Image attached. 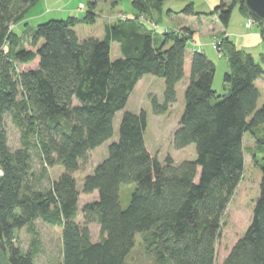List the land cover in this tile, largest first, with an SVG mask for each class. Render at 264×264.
<instances>
[{"label": "trees", "instance_id": "obj_1", "mask_svg": "<svg viewBox=\"0 0 264 264\" xmlns=\"http://www.w3.org/2000/svg\"><path fill=\"white\" fill-rule=\"evenodd\" d=\"M38 1L0 0V40L6 34L10 39L8 54L0 56V221L9 264H35L38 241L25 254L14 240L15 230L37 218L60 227L61 258L49 264H127L136 236L147 264H264V161L258 162L259 192L250 223L221 262L216 259L223 216L244 170L243 137L250 133L255 143L264 144L255 133L264 123V101L259 105L255 84L262 66L226 36L217 40L214 48L226 58L223 81L229 86L218 94L212 87L213 61L186 48L191 30L183 27L186 33L180 35L151 17L165 0H131L136 15L106 26L102 38L79 39L75 31L95 22L91 10L81 18L49 19L25 27L29 48L19 47L22 36L7 33L8 26L21 22ZM234 6L253 19L264 39V26L243 0H220L206 14L226 27ZM174 14L202 15L192 3ZM113 42L119 47L116 57L110 53ZM34 58L36 68L17 70ZM187 58L184 108L172 145L194 144L196 158L176 163L167 155L161 162L145 143L146 111L124 109L138 81L150 74L163 79V100L151 98L150 105L155 114L164 113L176 100ZM119 111L117 138L82 180V191H96L97 198L81 208L80 224L74 173L89 152L113 137ZM6 114L19 129L15 150L9 149L2 126ZM33 150L43 164L42 176L45 166L63 167L46 187L28 175ZM124 183L135 188L122 208ZM92 222L100 228L97 241L90 236Z\"/></svg>", "mask_w": 264, "mask_h": 264}, {"label": "rangeland", "instance_id": "obj_2", "mask_svg": "<svg viewBox=\"0 0 264 264\" xmlns=\"http://www.w3.org/2000/svg\"><path fill=\"white\" fill-rule=\"evenodd\" d=\"M44 1L45 0H39L29 9V14L37 13L40 14V16L31 19L29 25H24V27L28 29L29 26H36V24L49 19H60L69 16L68 13L64 12L63 10V12L61 13L57 11L52 12L50 11L52 8H68L72 13H69L70 16L78 18L83 17L88 10H91L98 14V23L93 27L89 26L92 24H83L82 26L76 27V29H78L76 33L79 39L86 38L84 36V29H87V31L89 32L92 31L90 33L93 34V37L100 36L102 38L103 22L106 21L107 24L104 25L108 26L116 21L115 18L118 19V21H124L127 18L132 17L131 15H127L131 14L132 12L130 3L131 0H46V3ZM206 1L211 2V4H213L212 6L220 3V0H187L182 2L169 0L165 1L163 7L167 8V5L169 4L170 6H173L172 8L174 11L172 12L178 13L189 2H191L194 11L208 12ZM90 2L95 3V5L92 7ZM239 13L240 12L238 10V7L234 6L231 10V16L229 20L230 23L228 25L231 29H237L245 24L247 28L252 27L251 30L255 32V34L254 32H249V37L240 39L232 38V40L234 39V43L240 49L250 53L255 61L258 62L263 68V74L260 80L257 81L256 85L261 93V98L259 100L260 105L264 100V39H261L259 34H257V31L259 29L258 25L254 23L249 26L247 22L250 17L247 16V20L245 22L244 20H241ZM208 16L209 14L205 13L203 17L207 18ZM192 17H195V15H192ZM216 20L218 21L217 16ZM172 24H170V26ZM147 26L148 28L154 27L152 25ZM170 26H167V29H170L172 31H178V29L182 30L181 27H178L176 25H172L171 27ZM9 28L10 31L13 30L17 34L20 33L21 27H18V23L10 24L8 26L7 33L9 31ZM154 29L161 30V27L155 26ZM186 29L188 30L190 28L186 27ZM220 30L221 31H219L218 28L216 31L211 32L212 34H204L206 37H201V40H208L209 47L216 55H218L219 53H217L216 49L213 47L215 45V42L225 36L228 37V33L225 30ZM22 38L23 40L18 44V46L29 48V45L26 41V39H28L27 36L22 35ZM191 46L192 44L188 42L186 48L191 51ZM117 52H119L118 44L113 42L111 44V56L115 57V54ZM219 56H215L214 58L211 57L212 59L209 58L212 61L214 60L213 63L216 69L212 87L218 94H226L228 91L224 88L226 84L223 81V75L226 72L227 63L226 58L222 54H219ZM25 64L28 63H20L19 65H17V70L21 71L32 68L31 65L28 66ZM189 68L190 63L189 59L187 58L184 65L185 76L179 82L176 89V100L164 113L155 114L151 108V98H156L158 102H161L163 100V79L150 74H145L138 81L134 92L129 98L124 109L132 112H138L140 109H144L146 111L147 127L145 130V143L150 153L152 155H156L161 162L167 155L171 156L176 163L183 160H194L196 158V150L194 144H189L186 147L180 149H175L172 145L173 132L178 125L180 116L184 108V98L182 90L183 85L187 84L188 82ZM122 112L123 111H119L115 115L113 137L89 152L85 161L74 173V177L76 178L79 190L77 221L80 224L83 222L81 208L86 203L97 198L96 191H93L91 193H84L82 191V180L87 174L93 171L95 165L98 162L106 157L108 144L117 138L118 123ZM2 126L7 136V145L9 149L15 150L19 147V129L14 124H12L9 114H6L4 116ZM255 133L259 139H264V123L255 130ZM243 150L245 163L242 178L226 207L223 216V224L221 227L220 236L216 242L217 263L221 262L231 246L248 227L252 216L253 204L259 192L260 169L258 162L262 163L264 161V144L260 142L255 143L253 136L250 133H246L243 137ZM29 164L30 168L28 170V175L30 177L35 175L36 182L39 183L42 187H46L51 181L57 179L60 173L63 171V167L59 166L58 164L48 167L45 166L46 172L44 176H42L40 170L43 164L41 163V160L38 154H36L35 150L32 151ZM134 188V183H124L120 185L119 195L122 208H125L128 205L130 195ZM88 227L90 230L91 239L93 241L99 240L101 236L99 225L95 222H92ZM35 241H38L39 244L37 253H34L35 264H49L61 258V239L59 226L52 225L42 219L37 218L28 226H24L21 229L15 230L14 244L17 245L23 253L26 254L30 250L34 251L32 247H35ZM147 263H149V260L143 253L141 238L140 236H136L135 246L128 257L127 264Z\"/></svg>", "mask_w": 264, "mask_h": 264}, {"label": "crops", "instance_id": "obj_3", "mask_svg": "<svg viewBox=\"0 0 264 264\" xmlns=\"http://www.w3.org/2000/svg\"><path fill=\"white\" fill-rule=\"evenodd\" d=\"M165 1H169V0H165ZM165 1H164V3H165ZM182 2V1H187V0H175V2ZM45 3H46V0L44 1ZM91 3V5H92V7L95 5V3H92V2H90ZM189 3H191V2H189ZM213 4H211V2H207L206 1V7H207V9H208V12H210L213 8H214V6H212ZM170 7V8H169ZM173 6H170L169 4L167 5V8H165V7H162V10H161V12H159V13H157V12H155V11H152L151 12V17L155 20V21H157L158 23H159V25L160 26H164V27H166L167 28V26H170V24H172V25H176V26H178V27H181V28H183V27H189L190 28V30H191V32H192V36H191V41H192V48H191V50H200V51H202L208 58H210V59H212V58H214L215 56H219V54L218 55H216L213 51H212V49L209 47V43H208V40L207 39H203V40H201V37L202 36H205L204 34H206V35H210V34H212L211 32H214V31H216L218 28H219V31H221L220 29H223V30H225L227 33H228V39L229 40H231L233 43H234V39L232 40V38H238V39H240V38H245V37H249V32H254V31H252L251 30V28H247V26L244 24L242 27H240V28H237V29H231L230 28V26L228 25L229 23H230V21L228 22V24H227V26L226 27H223L220 23H219V21H217L216 20V15H212V16H208L207 18H205V17H203L204 16V14L205 13H208V12H200V13H203L202 15H200V16H195V17H192V16H183V15H181V14H174V12H172V11H174L173 10V8H172ZM180 7V6H179ZM211 7H213V8H211ZM67 12L68 13V15L70 16V14H72L71 12H70V10L67 8V9H65V8H58V9H54V8H52L50 11H52V12ZM49 11V12H50ZM168 11H170V13L168 12ZM93 13H95L96 14V16H95V22L92 24V25H89V26H91V27H93V26H95L97 23H98V14L96 13V12H94V11H92ZM122 12V11H121ZM30 13V11H28L27 12V14H26V16L22 19V21L21 22H19L18 23V27H21L20 28V33L19 34H17L18 36H22L23 35V33H24V29H25V27H24V25L25 26H28L29 25V23H30V20L31 19H33V18H36V17H39L40 16V14H37V13H35V14H29ZM70 13V14H69ZM240 14V17H241V20H244L245 22H246V20H247V16L246 15H244V14H242V13H239ZM127 15H131V16H135L136 15V13L134 12V10L132 9V12H131V14H127ZM68 17V16H67ZM74 17V16H73ZM78 18V17H77ZM115 20L116 21H118V19H116L115 18ZM230 20V19H229ZM115 21V22H116ZM115 22H113V23H115ZM174 22H175V24H174ZM243 22V21H242ZM112 23V24H113ZM103 24V32H102V34L104 35V30H105V25L104 24H107L106 23V21L105 22H103L102 23ZM83 24H79V25H77L76 27H79V26H82ZM171 25V26H172ZM170 26V27H171ZM246 28V29H245ZM247 29H248V31H247ZM75 31L77 32L78 31V29H76L75 28ZM90 32H92V31H90ZM89 31H87V29L85 30L84 29V36L85 37H88V36H93V34H91ZM90 33V34H89ZM254 34H255V32H254ZM257 34H259V30L257 31ZM102 35V36H103ZM251 36V35H250ZM259 36H260V38L262 39V37H261V35L259 34ZM206 37V36H205ZM98 38H101L100 36H98ZM210 43H212V42H210ZM235 44V43H234ZM213 46V45H212ZM235 46L237 47V48H239L236 44H235ZM214 47V46H213ZM240 49V48H239ZM116 56H118V52L115 54V57ZM212 57V58H211ZM220 57V56H219ZM255 60V59H254ZM214 61V60H213ZM226 63H227V61H226ZM25 65H31V67L32 68H36L37 67V65H38V58H34V60L32 61V62H30V63H28V64H25ZM228 70V64H227V68H226V71ZM215 71H216V69H215ZM214 75H215V73H214ZM184 76H185V74H184ZM184 78V77H183ZM260 78L261 77H259L258 79H256L255 80V84L257 85V81L258 80H260ZM213 80H214V78H213ZM180 82V81H179ZM179 82L177 83V85H176V89H177V86H178V84H179ZM214 83V82H213ZM185 85L186 84H184L183 85V92H184V88H185ZM212 86H213V84H212ZM136 87V86H135ZM224 88L228 91V89H229V86L228 85H225L224 86ZM135 89V88H134ZM134 92V90L132 91V93ZM132 93H131V95L129 96V98L132 96ZM264 101V100H263Z\"/></svg>", "mask_w": 264, "mask_h": 264}, {"label": "water", "instance_id": "obj_4", "mask_svg": "<svg viewBox=\"0 0 264 264\" xmlns=\"http://www.w3.org/2000/svg\"><path fill=\"white\" fill-rule=\"evenodd\" d=\"M247 12L264 26V0H243ZM0 221V264H9Z\"/></svg>", "mask_w": 264, "mask_h": 264}, {"label": "built area", "instance_id": "obj_5", "mask_svg": "<svg viewBox=\"0 0 264 264\" xmlns=\"http://www.w3.org/2000/svg\"><path fill=\"white\" fill-rule=\"evenodd\" d=\"M122 18H125V17H122ZM247 23L249 26H251L252 24H254V21L252 18H249ZM9 31H10V28H9ZM175 33H178L180 35H184L186 32H183V30L178 29V31H175ZM9 49H10V39L8 38V36L6 34L3 37V39L0 40V56L6 55V53H8V51H9Z\"/></svg>", "mask_w": 264, "mask_h": 264}]
</instances>
